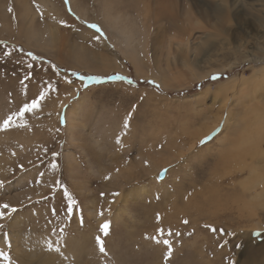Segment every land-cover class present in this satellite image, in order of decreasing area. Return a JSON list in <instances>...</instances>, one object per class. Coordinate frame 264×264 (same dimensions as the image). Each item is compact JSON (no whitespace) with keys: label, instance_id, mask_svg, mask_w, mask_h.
Wrapping results in <instances>:
<instances>
[{"label":"rangeland","instance_id":"obj_1","mask_svg":"<svg viewBox=\"0 0 264 264\" xmlns=\"http://www.w3.org/2000/svg\"><path fill=\"white\" fill-rule=\"evenodd\" d=\"M60 1L66 24L41 0H0V128L53 86L38 111L0 130V205H9L0 208V253L11 264H264V160L252 157L239 169L220 165L235 149L230 142L241 118L264 105V0H225L230 22L220 16L219 0H148L139 11L122 0L123 24L136 25L140 75L126 55L131 48L119 53L110 40L118 32L106 23L103 0H78L88 4L89 21ZM160 9L168 14L157 15ZM235 39L232 48H241L222 52L221 44ZM185 41L194 43L186 53L194 75L167 65ZM80 49L110 59L112 69L73 68ZM74 73L94 79L81 82ZM206 137L212 139L202 144ZM65 190L76 201L71 213ZM236 196L260 202L242 208Z\"/></svg>","mask_w":264,"mask_h":264},{"label":"bare ground","instance_id":"obj_2","mask_svg":"<svg viewBox=\"0 0 264 264\" xmlns=\"http://www.w3.org/2000/svg\"><path fill=\"white\" fill-rule=\"evenodd\" d=\"M129 3H131V9H135L134 11L136 10H140V9H145L148 7L149 5V1L148 0H127ZM165 1V0H164ZM172 1V0H171ZM220 1V6H221V10H220V16L223 18V19H227L228 21L227 22H230V20H232V16L230 14V10L229 8L227 7L226 3L227 1L225 0H219ZM262 1V0H261ZM55 0H41V3L42 5L46 7V9H48L49 12H51V16L52 18H54L58 23H61V21L64 19H66L65 21L69 20L70 22V19L68 16H66L65 13H63V7H62V3L61 1L59 0V3H56L55 5ZM69 4L72 6V9L73 11L77 12V14L82 18V19H85L87 21L91 20L90 16H89V13L87 10V5L86 7L84 5H81L79 4V1L78 0H68ZM121 2V4H120ZM122 0H103V5L102 7L105 9V11H103V14L104 16L107 17V19L105 18L106 20V23L108 24L107 20H111V22L113 23V26L116 29V31L118 32V37L114 36V33L113 34H109V37H111V41H113L115 47L118 49V51H120L119 53H124L126 54V50L125 49H128L127 47L131 48L132 50V53H127V57L128 56H132L133 58L131 57H128L129 60H131L132 64H134L135 66V70H136V74H139L140 75V69L142 68L141 66V62L140 60H137L138 58L135 57L136 56V50L134 49L133 47V34L134 36L136 35L134 31V28L136 27L135 23L132 22V20H129L127 19V24H123L125 22L126 19V16H128V14H125L124 10L121 11L120 9V5H122ZM170 2V1H169ZM105 3V4H104ZM115 3V5L113 4ZM174 2H172L173 4ZM83 4V3H82ZM91 4V3H90ZM169 3H167L168 5ZM171 4V2H170ZM168 5L171 6V5ZM187 4V2H186ZM55 5V6H54ZM173 6V5H172ZM219 6V5H218ZM120 8V9H119ZM156 8V7H155ZM190 8V7H189ZM252 8V7H251ZM127 9V8H126ZM130 9V8H129ZM174 9V8H173ZM93 10V9H92ZM103 10V9H101ZM128 10V9H127ZM144 10V11H145ZM165 10V9H164ZM175 10V9H174ZM218 10V9H217ZM63 11V12H61ZM130 11V10H129ZM132 11V10H131ZM194 11V10H193ZM197 11V10H196ZM47 12V11H46ZM61 12V13H60ZM130 13V12H128ZM163 11L162 9H160L157 13V15H163ZM168 14V12H166ZM164 13V14H166ZM101 14V15H103ZM119 15V16H118ZM158 16V17H159ZM204 17H207L206 15H203ZM131 16H129L130 18ZM164 17V15H163ZM162 17V18H163ZM161 18V17H160ZM181 18V17H180ZM202 18V17H201ZM200 18V19H201ZM235 18V17H234ZM140 19V18H139ZM164 19V18H163ZM184 19V18H183ZM97 20V19H96ZM161 20V19H159ZM165 20V19H164ZM195 20V24L197 23V19H193ZM207 20V19H206ZM205 20V21H206ZM183 21V20H182ZM55 21H52V23H54ZM199 22V21H198ZM226 22V21H225ZM188 23V22H187ZM190 23V22H189ZM202 23V22H201ZM209 23V22H208ZM66 24V23H65ZM69 24V23H67ZM102 24V23H101ZM192 24V23H191ZM103 25V24H102ZM200 25V24H199ZM190 26V24H189ZM207 26V25H206ZM31 27V26H30ZM124 27V28H123ZM187 27V26H185ZM197 27V25H196ZM261 29L264 28V25H260L259 26ZM104 28V27H103ZM202 29V27H201ZM204 29V28H203ZM202 29V30H203ZM51 32V31H50ZM89 33L87 34V38L88 36L90 35L93 39L94 36H97L96 33H93V32H89V31H84V33ZM180 32V31H179ZM53 33V32H52ZM141 33V32H140ZM183 33V32H181ZM138 34V33H137ZM82 35V34H81ZM183 35V34H182ZM185 35V34H184ZM183 35V36H184ZM243 35V34H242ZM250 36V35H249ZM128 37V38H127ZM136 37V36H135ZM141 37V36H140ZM86 38V40H87ZM126 38V40L124 39ZM146 38V36L144 37ZM242 39V37H240ZM238 39V38H237ZM137 40V39H136ZM244 40V38H243ZM254 40V39H253ZM92 41V40H91ZM143 41V40H142ZM237 40L235 39L234 40V43H232L231 41L227 40L225 41L224 43L221 44V50L222 52L223 51H229L231 49L233 50H239L241 47L240 46H233L232 48V45H237L238 42H236ZM45 42V41H44ZM93 42V41H92ZM132 42V43H131ZM218 42V41H217ZM216 42V43H217ZM48 43V42H47ZM51 43V42H49ZM54 43V42H53ZM96 43L98 45L101 44V41L100 39L98 41H96ZM131 43V44H130ZM153 43V42H152ZM240 43V42H239ZM190 44V46H194V43L191 44L190 41H188V44H186V41L184 42V44H176V48L177 50L179 51V56H177V54H172L171 55V58L168 59V66L171 67L172 71H176L175 73H185L187 74L186 72H188L189 74L191 75H194L195 73V69L193 66H195V63H191L190 60L188 59V57L186 56V53L188 54L189 52V49L188 48V45ZM218 44V43H217ZM105 45V44H104ZM106 46V45H105ZM146 46V45H145ZM174 46V45H172ZM181 46V47H180ZM200 46V44L198 45ZM124 47V48H123ZM197 47V46H196ZM216 47V46H215ZM184 48V49H183ZM201 48V46H200ZM204 48V47H203ZM193 49V48H192ZM199 49V48H198ZM214 49V48H213ZM146 50V49H145ZM211 49H209L210 51ZM79 54L77 56L74 57V60L77 64H73V68H76L77 66H79V69H85V70H88L87 72H91V71H94V72H101V71H107L108 69H112L111 66H112V62L110 59H107L106 57H102L100 54L97 55V57L95 58H92L90 55L88 56V54H81L80 53L82 52V50L80 49L79 50ZM202 51V50H201ZM214 51V50H213ZM212 51V52H213ZM134 52V54H133ZM180 52H183V55H180ZM195 52V51H194ZM263 52V55H264V51ZM216 54V53H215ZM217 54H218V51H217ZM212 55V54H211ZM177 56V57H176ZM94 57V56H93ZM216 57V56H215ZM144 58V57H143ZM243 58V57H242ZM94 59V60H93ZM213 59H214V56H210L208 55V58L206 59V62H208V64L210 65L208 69H211L213 68L214 63L213 62ZM264 59V58H263ZM263 59H259L260 61L263 60ZM103 61V62H101ZM218 61V60H217ZM92 62H95L96 65H98V67H94L92 66ZM90 63V64H89ZM99 64H101L102 66L99 67ZM119 65V64H118ZM200 65V64H199ZM216 65V64H215ZM219 65V64H218ZM220 66V65H219ZM141 67V68H140ZM222 66H220L219 68L221 69ZM117 69L119 67H116ZM218 68V67H217ZM115 69V68H113ZM124 69V68H123ZM170 69V70H171ZM184 69V70H182ZM125 70V69H124ZM212 70V69H211ZM214 70V69H213ZM109 71V70H108ZM205 72V70L202 69V72ZM209 74L210 72H206V74ZM93 74V73H92ZM95 74V73H94ZM207 74V75H208ZM147 76V75H146ZM201 76V75H200ZM206 76V75H204ZM164 78V77H163ZM198 78V77H197ZM261 82V81H260ZM167 84V83H166ZM260 85V83H259ZM222 91V90H221ZM219 92V91H217ZM223 93V92H222ZM225 94V93H223ZM222 94V95H223ZM219 95V94H218ZM226 96V95H225ZM229 96V94H228ZM230 99V98H229ZM68 100V98H67ZM224 102V101H223ZM60 109V107H59ZM257 111L259 114H262L264 112V105L261 106V107H256V108H252L250 109L248 112H247V115H244L246 117H242L241 118V124H240V127L235 131L237 136L235 138V140H232L230 142V145H233L235 147L234 150H232L231 152H228V154L222 158L221 160V167L223 166L224 169H227L230 168L231 166H234L232 168H235V169H239V166L241 165H245V161L248 160V159H251L252 157L256 158L255 162H259L260 160L258 159V157H261L262 156V159L264 160V151H260V147H262L264 145V118H262L261 120H259V118L255 119L254 116L257 115ZM59 114V113H58ZM58 114H57V118H58ZM68 116L66 117V121L69 123V120H70V117L69 115L71 116V114H67ZM223 116V115H222ZM216 126V125H215ZM211 131H213V126L211 128H209L207 130V133H210ZM191 148V147H190ZM261 152V153H260ZM226 154V152H225ZM166 160V159H165ZM262 162V161H260ZM259 162V163H260ZM256 163V164H257ZM262 166V165H261ZM264 168V166L262 167ZM258 169V167H257ZM256 169V170H257ZM263 176V175H262ZM264 179V177H263ZM258 180V177L257 175L253 176V179L251 181H257ZM211 192L209 194H212V198L213 199H216L218 198L217 196V191L214 189V188H210ZM217 192V193H216ZM39 193V192H38ZM230 194V193H229ZM238 194V193H237ZM36 195V194H35ZM243 195H247V194H243ZM210 196V195H209ZM234 196V195H233ZM235 197V196H234ZM245 197V196H244ZM236 200L240 202V204H243L242 208L244 206H247V207H258V202H260V198L257 196V197H254L253 199H251L250 201H247V202H244L242 200H245L244 198L240 200V196H236ZM208 203H211L210 200H208ZM251 212H254L255 209H251ZM256 227H259L258 225Z\"/></svg>","mask_w":264,"mask_h":264},{"label":"snow or ice","instance_id":"obj_3","mask_svg":"<svg viewBox=\"0 0 264 264\" xmlns=\"http://www.w3.org/2000/svg\"><path fill=\"white\" fill-rule=\"evenodd\" d=\"M65 3L67 4L68 0H65ZM69 11H71V9H69ZM61 23L63 24L65 22L62 21ZM87 27H89L91 29H94L95 32L99 33L101 36L103 35L102 34V30L96 24H87ZM96 38L99 39L100 37L98 36ZM28 55L31 56L32 60H36L37 59V57L32 55L31 53H29ZM29 67H31V65H29ZM73 75H76L78 77V79L81 80V82H84V81L90 80V79H94L92 77H85V76L79 75L77 73H74ZM29 78H31L30 75H29ZM112 79L123 81V80H126L128 78L124 77V76H115ZM211 79L212 80H217V79H220V77L218 75H214V76L211 77ZM128 83L132 84L133 81L128 80ZM148 83H153L154 84L153 81H149ZM52 87L53 86L49 83L45 88L40 89L38 91V97L37 98L33 99L30 103H25L23 105V107L17 113H13L12 115H9L6 119H4L2 128H0V130L7 129L9 126H11L14 117H16L18 119H23L25 117L26 113H33L35 111H38L39 106L41 104V101H43L45 99V97L48 95L49 89L52 88ZM210 139H212V137H206L205 140L201 141V143L203 144V143L207 142ZM52 167L55 168L56 165L53 164ZM2 187H3V182L0 181V188H2ZM64 196L67 198V201H68L67 211H68V213H71L72 210H73V207L75 206L76 201L72 198V196L70 194L67 193L66 190L64 191ZM0 208L7 209V208H9V205H7V204L0 205ZM12 211H16V209H12ZM3 218H4V212L0 211V219H3ZM184 223L187 224L188 221L185 220ZM0 227H2V226H0ZM109 230H110V224L109 223H104L100 227V231L105 236H107L109 234ZM213 231H215V229H213ZM169 235H171L170 232H169ZM177 235H178V233H177ZM256 235H260V233H256ZM96 243H97V245L99 247V252L100 253H104L106 255L107 253L105 252L104 242L99 236L96 237ZM164 243L166 245H169L168 255L171 256V251L172 250H171L170 242L168 240H165ZM48 248H49V250L52 249V243L51 242L48 243ZM56 250L59 251L58 248ZM0 259H3L4 261L8 262V264H11V262L9 261V257L4 255L3 253H0Z\"/></svg>","mask_w":264,"mask_h":264}]
</instances>
